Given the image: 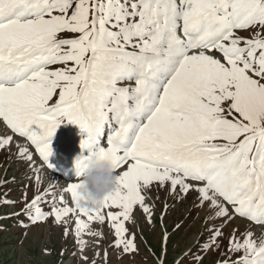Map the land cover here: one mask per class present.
<instances>
[{
	"label": "snow or ice",
	"instance_id": "1",
	"mask_svg": "<svg viewBox=\"0 0 264 264\" xmlns=\"http://www.w3.org/2000/svg\"><path fill=\"white\" fill-rule=\"evenodd\" d=\"M0 120L49 168L62 122L80 129L77 162L126 166L95 211L78 206L74 166L75 207L52 209L57 222L120 209L107 218L126 252L124 221L136 205L149 213L141 190L154 182L196 191L216 218L230 215L226 204L264 225V0H0ZM40 199L28 205L33 223L47 219ZM88 228L76 220L81 248ZM230 251L243 252L235 264H264V238L250 232L234 233Z\"/></svg>",
	"mask_w": 264,
	"mask_h": 264
},
{
	"label": "rangeland",
	"instance_id": "2",
	"mask_svg": "<svg viewBox=\"0 0 264 264\" xmlns=\"http://www.w3.org/2000/svg\"><path fill=\"white\" fill-rule=\"evenodd\" d=\"M253 34V30L239 31L245 39ZM61 35L76 38L78 34ZM62 67L53 65L49 70ZM56 99L58 91L50 104ZM8 131L3 123L0 140L9 139V143L0 146V264H235L243 252L230 251L234 233L241 242L246 232L256 243L264 238V230L243 219L235 221L230 215L216 218L207 204H200L196 191L185 194L179 186L173 191L170 182L163 186L154 182L141 190L149 213L136 205L130 221H124V239L134 244V250L126 252L123 244L117 245L115 228L107 218L109 212L115 214L120 209H102L103 222L88 221L78 211L56 221L53 208L75 207L65 190L73 179L60 185L55 178L46 177L27 144L13 139ZM59 132L57 128L55 133ZM59 140L57 144L63 143L66 135ZM37 197L41 198L37 206L47 219L33 223L29 217L34 212L28 205ZM77 219L89 224L79 237L83 248L76 234ZM216 230L221 235L213 244Z\"/></svg>",
	"mask_w": 264,
	"mask_h": 264
},
{
	"label": "clouds",
	"instance_id": "3",
	"mask_svg": "<svg viewBox=\"0 0 264 264\" xmlns=\"http://www.w3.org/2000/svg\"><path fill=\"white\" fill-rule=\"evenodd\" d=\"M79 168V188L77 189L78 206L88 210H99L105 197L114 193L118 187V174L112 163L106 158L77 162Z\"/></svg>",
	"mask_w": 264,
	"mask_h": 264
},
{
	"label": "bare ground",
	"instance_id": "4",
	"mask_svg": "<svg viewBox=\"0 0 264 264\" xmlns=\"http://www.w3.org/2000/svg\"><path fill=\"white\" fill-rule=\"evenodd\" d=\"M1 125H3V121L2 120H0V127H1ZM7 130H9L8 132H9V134H10V132H11V130L10 129H8L7 128ZM79 131V129L77 130V132ZM12 135V134H11ZM64 133L61 135V136H59L57 139L59 140V138H60V140L59 141H61V138L62 137H64ZM12 137H13V135H12ZM13 139H15L14 137H13ZM79 139H81V137L79 138ZM16 141H18V139L16 140ZM20 141V140H19ZM21 141H23L24 143H25V141L24 140H21ZM26 144V143H25ZM31 144H30V142H29V145L28 146H30ZM27 146V147H28ZM25 147V146H24ZM27 150H30L29 149V147H28V149ZM66 150V149H65ZM29 154H30V151H29ZM53 157V158H52ZM58 157V153L57 152H53L52 154H51V156L49 157V161H51V163H52V167L51 168H49V167H47L48 168V171L49 170H51V171H54V173H53V175H51V174H49V173H47V171H45V170H43V174L46 176V177H49V178H51V179H53V180H55L56 179V181L61 185V183H60V181L55 177V175L54 174H59V175H61L62 177H65V172H68V174H71V175H74V168H72V166L70 165V163H72V162H67V164H65L64 162H62V157H63V151L61 152V154H60V158L59 159H56ZM76 158V157H75ZM52 159H54L53 161H52ZM38 161H41L42 163H44L42 160H38ZM37 163V162H36ZM37 166H38V168H41L40 167V165L37 163ZM46 167V166H45ZM66 167V168H65ZM35 169V168H34ZM72 170H73V172H72ZM120 170V171H119ZM124 170V167L121 169H118V173H121V171H123ZM55 178V179H54ZM62 184H63V182H62ZM50 186V185H49ZM228 209H230L229 207H227ZM229 213H230V216L232 217V219L233 220H235V221H238L239 219H241V218H236L235 216H232V214H231V212H230V210H229ZM255 228V227H254Z\"/></svg>",
	"mask_w": 264,
	"mask_h": 264
}]
</instances>
